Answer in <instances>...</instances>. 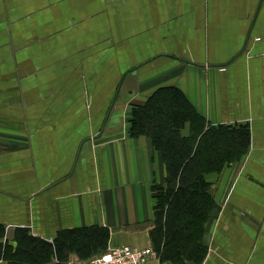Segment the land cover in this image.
<instances>
[{"label":"crops","instance_id":"obj_1","mask_svg":"<svg viewBox=\"0 0 264 264\" xmlns=\"http://www.w3.org/2000/svg\"><path fill=\"white\" fill-rule=\"evenodd\" d=\"M161 87L249 138L209 176L206 254L185 264H264V0H0V264H40L13 255L22 229L153 249L165 165L128 129Z\"/></svg>","mask_w":264,"mask_h":264},{"label":"trees","instance_id":"obj_2","mask_svg":"<svg viewBox=\"0 0 264 264\" xmlns=\"http://www.w3.org/2000/svg\"><path fill=\"white\" fill-rule=\"evenodd\" d=\"M186 123L187 135L182 132ZM128 131L130 136H147L165 165L164 180L151 188L153 250L170 264L200 262L206 254L202 236L214 204L209 176L245 153L249 139L245 126L210 124L180 89L161 87L144 103L132 106ZM16 238L13 255L40 264L54 255L69 260L75 253L84 259L105 250L104 235L98 239L90 228L61 231L52 242L25 229Z\"/></svg>","mask_w":264,"mask_h":264},{"label":"built area","instance_id":"obj_3","mask_svg":"<svg viewBox=\"0 0 264 264\" xmlns=\"http://www.w3.org/2000/svg\"><path fill=\"white\" fill-rule=\"evenodd\" d=\"M155 256L156 252L150 247L134 249L129 245H121L108 247L100 253L80 259L79 264H144Z\"/></svg>","mask_w":264,"mask_h":264},{"label":"rangeland","instance_id":"obj_4","mask_svg":"<svg viewBox=\"0 0 264 264\" xmlns=\"http://www.w3.org/2000/svg\"><path fill=\"white\" fill-rule=\"evenodd\" d=\"M153 227H154V226H153ZM71 254H75V253H71ZM71 254H70V255H71ZM70 255H69V257H70ZM75 255H76V254H75ZM76 256H77V255H76ZM77 257H78V256H77ZM78 258H79V257H78ZM68 259H69V258H68Z\"/></svg>","mask_w":264,"mask_h":264}]
</instances>
